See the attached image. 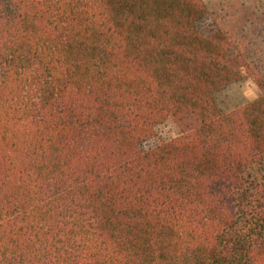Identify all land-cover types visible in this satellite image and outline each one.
<instances>
[{"label":"trees","instance_id":"16d2710c","mask_svg":"<svg viewBox=\"0 0 264 264\" xmlns=\"http://www.w3.org/2000/svg\"><path fill=\"white\" fill-rule=\"evenodd\" d=\"M0 264H264V0H0Z\"/></svg>","mask_w":264,"mask_h":264},{"label":"rangeland","instance_id":"374dc122","mask_svg":"<svg viewBox=\"0 0 264 264\" xmlns=\"http://www.w3.org/2000/svg\"><path fill=\"white\" fill-rule=\"evenodd\" d=\"M208 4L214 5L217 0H205ZM258 89L250 80L233 85L224 90L219 100L225 110L234 109L258 97ZM158 138L164 141L172 140L179 136L178 128L171 122L161 125L157 129Z\"/></svg>","mask_w":264,"mask_h":264}]
</instances>
